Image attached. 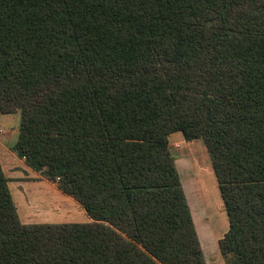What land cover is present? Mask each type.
I'll use <instances>...</instances> for the list:
<instances>
[{"label": "trees", "instance_id": "obj_1", "mask_svg": "<svg viewBox=\"0 0 264 264\" xmlns=\"http://www.w3.org/2000/svg\"><path fill=\"white\" fill-rule=\"evenodd\" d=\"M85 223H22L0 264H207L169 148L202 140L225 264H264V0H0V114Z\"/></svg>", "mask_w": 264, "mask_h": 264}, {"label": "rangeland", "instance_id": "obj_2", "mask_svg": "<svg viewBox=\"0 0 264 264\" xmlns=\"http://www.w3.org/2000/svg\"><path fill=\"white\" fill-rule=\"evenodd\" d=\"M0 118V127L5 129V138L7 140L11 139L10 143L7 144L11 148L19 133L20 114H0ZM169 148L175 159L176 169L180 176L205 261L207 264H225V258L218 250V240L226 232L228 222L207 150L202 140L186 141L180 133H174L170 136ZM4 156V152L0 149L1 167L5 176L9 179L8 186L12 198H14L16 204L19 206L18 212L22 217L19 218L23 223L28 219L26 210H24V206L21 200H19L20 194L25 195L26 198H36L35 194L37 197L45 194V190L38 186L41 183L32 182L40 177L48 180L49 191H52V194L47 193H49L52 201L56 203L49 211L42 213L43 215L41 213L34 214L33 216L37 217L34 219H37L40 223H59L63 221L82 223L85 221L86 214L79 202L72 196L62 192L57 182L48 179L43 171L33 170L31 172L20 173L15 169L22 166L13 163L8 158H4ZM19 186H21V189ZM55 191L59 193L57 196L75 200V210H70L72 211L70 214L73 213L72 218H70L72 220H67L69 218H66V220L62 221L59 220L61 218H50L55 216L51 212V209H55L52 211L56 212L57 210V213H59L62 205L60 202L57 204L59 199L54 195Z\"/></svg>", "mask_w": 264, "mask_h": 264}, {"label": "crops", "instance_id": "obj_3", "mask_svg": "<svg viewBox=\"0 0 264 264\" xmlns=\"http://www.w3.org/2000/svg\"><path fill=\"white\" fill-rule=\"evenodd\" d=\"M9 115H11V114H9ZM0 120H1V118H0ZM4 133H5V129L2 128V127H0V149L5 154L4 158H8L13 163H17L18 165L22 166V167H20L18 169H15V170H17L20 173H25V172H29V171L31 172V171H33V169H31L29 166H27V164H25V161H24L23 158L18 157L16 151L14 150L15 143L13 144V146L11 148L8 147L10 145H7V144L10 143L11 139L7 140L5 138V134ZM16 140H17V137H16ZM5 151H7V152H5ZM0 163H1V159H0ZM21 169H23V170H21ZM32 182L41 183V185L38 184V186L40 188H43L45 190V194H42V196L39 195L38 197L35 194V197L36 198H26L25 195H21L20 194L19 200H21V203L24 206V210H26L27 219H28L27 221H24L25 224L40 223V222H38L37 219H34V218H37V217H34L33 215L34 214H39V213H41V215H43L42 213H44L46 211H49L50 208H52L53 205L56 203V202L54 203L52 201L51 197L49 196V193L52 194L51 193L52 191H49L50 186L48 184L49 183L48 180H46L43 177H40V178H37L36 181H32ZM19 188L21 189V186H19ZM47 192H49V193H47ZM55 192H54V195L59 199V201L57 202V204L60 202L62 205H61V209H60L59 213H57V210H56V212H54L52 210H55V209H51V212L53 214H55V216L54 217H50V218H61L59 220H62V221L63 220H66V218H69L67 220H72L70 218H72V214L73 213L70 214L72 212L70 210H72V209L75 210V203H76L75 200H71L68 197L57 196V195H59V193H57V192L55 193ZM13 201H14V203L16 205V208H17V211H18L19 206H18V204H16L14 198H13ZM55 207H57V206H55ZM84 213H85V211H84ZM18 215H19V217H21L19 212H18ZM30 220H36L37 222L36 221H30ZM84 220L85 221L82 222V223L90 222L91 221V219L87 215H86V218ZM59 223H80V222H66V221H63V222H59Z\"/></svg>", "mask_w": 264, "mask_h": 264}]
</instances>
